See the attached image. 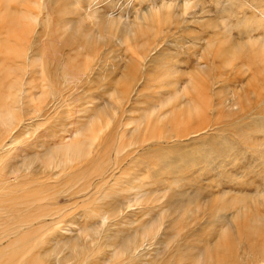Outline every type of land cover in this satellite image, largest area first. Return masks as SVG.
<instances>
[{
    "label": "rangeland",
    "instance_id": "rangeland-1",
    "mask_svg": "<svg viewBox=\"0 0 264 264\" xmlns=\"http://www.w3.org/2000/svg\"><path fill=\"white\" fill-rule=\"evenodd\" d=\"M46 1L3 0L0 5L1 25L12 12L19 13L18 30L11 29L13 40L8 27L0 28L1 53L10 48L1 44H13L27 20L38 19L32 32L29 26L23 30L25 44L16 38L18 50L10 53L14 61L19 60L18 51L32 54L28 60H37V66L35 78L18 74L15 85L7 82L4 87L0 173L15 170L20 178L16 185L1 184L0 178V199L8 191L9 198L21 197L22 191L46 185L60 205L70 206V193L86 180L92 184L89 196L97 188L89 204L68 207L71 215L52 230L23 229L16 236L6 233L13 222L0 221L3 264H33L34 259L40 264H115V252L151 225L154 231L143 233L145 241L134 260L118 264H264V257L252 252L264 239L246 235L255 217L264 229L262 27L246 42L260 47L255 79L247 73L242 81L215 84L211 90L217 79L199 74H215L212 53L217 47L209 46L208 35L220 29L204 27L208 20H216L214 26H230L235 39L236 46H221L222 70L236 73L252 66L249 47L237 44V38L248 36H241L236 23L245 17L263 18L264 0H189L186 14V0H48L51 16L57 10L63 15L42 35ZM151 9L162 19H151ZM169 11L173 18L183 16L178 25L168 23ZM136 21L141 24L137 29ZM43 63L55 74L54 83L43 77ZM178 78L177 86L186 87L193 102L177 98L186 105L175 115L169 111L161 116L155 108L176 99L174 88L167 93L164 83ZM191 79L195 87L207 84L205 92L187 86ZM207 117L211 122L203 131L177 141L157 140V132L175 134L176 120L195 124ZM103 171L106 181L99 182ZM31 211L27 213L42 212ZM228 235L238 254L235 263L225 245ZM208 254L212 259L206 261Z\"/></svg>",
    "mask_w": 264,
    "mask_h": 264
},
{
    "label": "bare ground",
    "instance_id": "bare-ground-1",
    "mask_svg": "<svg viewBox=\"0 0 264 264\" xmlns=\"http://www.w3.org/2000/svg\"><path fill=\"white\" fill-rule=\"evenodd\" d=\"M188 3L190 4L189 0H186L185 1V6L184 7L182 6L184 8V11H185V7H187L189 5ZM3 4H4L3 0H0V5H3ZM49 4H50V2L47 0L46 1V8L44 10L45 12H43V13L46 14V16L43 18V20H41V27L43 29L42 35L46 34V33H49V31L53 29L54 22L52 20H57L58 16L61 17L63 15L62 12H59V10H57L51 16L52 13H51V9L49 7ZM15 7H16V5H15ZM2 10H4V9H2ZM2 10H1V12H2ZM8 10H10V9L8 8ZM17 10L11 13L10 18L6 17L7 19L2 23L3 25H1V23H0V28H2V27H4V28L8 27L9 28V31H10L9 32V34H10L9 38L10 39L15 35V33L14 34L12 33L13 35L11 37V32H12L11 29H13L15 32L18 30V22H19L18 16H19V13L17 12ZM151 10H149V11L147 10L148 12H154V14H148L151 17V19H159V20L162 19V18H159L160 16L158 17V13L156 12L157 10L156 11L153 10V9H151ZM170 11H172V10H170ZM170 11L168 12V17H167L168 20L167 19H165V20H167L168 23H171V24L174 23L175 25H178V20H179V18L182 15L173 18V14L174 13L173 12L170 13ZM39 13H41V12H39ZM164 13H167V12L165 11ZM184 14H186V11L184 12ZM155 17H157V18H155ZM32 20L34 21V23L38 22L37 21L38 19H36V20L32 19ZM171 20H173V22H171ZM136 22H135V25H137L136 26V29H137V27H139L141 24H138V22L137 23ZM34 23L32 21L27 20V25H26L25 28H27V26H29L28 31L30 32L31 29L33 28ZM110 23L113 24V21L110 22ZM146 23H147V21H146ZM215 24H216V20H208V21L203 23L204 27H207V28L212 27L213 30L220 29V31L217 32L218 34L214 32V33L208 35V38H209L208 44H209V46L212 45V44H215L214 46L217 47V49L212 53L213 54V56H212V69L215 71V74L211 76V75H209L210 73L208 74V73H205L204 70H199V74L200 75L209 76L210 79H217V82L215 81V83L211 84V86L209 88L211 90H214L213 86L215 84H219V83L220 84H223V83L225 84V83H230L232 81L234 83V81L236 82L237 80L242 81L241 77L243 75H246L247 73H251V77L250 78L251 79H255L258 76L259 72H260V58H261V56H260V47L253 46V44L246 43V42L253 40L252 34L254 32L252 33V31H255V29L257 30V28L260 29L262 27V29L264 31V16H263V18H260V19L257 18V17H252V18H250L248 20L245 17L243 19H240L236 23V26L241 29L240 30L241 31L240 32L241 36H242V33L246 34L248 36V40H245V39L243 40V39H241L242 37L241 38H237V44H238V46L241 49H245V48L249 47L248 51H247V55L249 56V58L252 59V66L251 67L247 68V70H245L243 68H238V72H236V73H233V72L227 73L224 70H222L221 62H220L221 59L223 57H225V49L221 48V46L225 45V44L231 45V46L232 45L236 46V43H234L235 39L229 34V31H228L230 26H228L226 24L224 27H219L217 25L214 26ZM163 25H164V23H163ZM25 28L24 29H20V31H18V35L16 34V37L14 38V40H15L14 43L17 45L16 47H14L15 44L14 43L12 44V42H11V44H9L10 41H8V42H6L4 44H1L2 48L10 47L9 49H7L8 53H7L6 50H2V53L0 52V63L3 64V65H0V69H1L0 70V114L1 115L3 114L2 106H3V97H4L3 94H4L5 84L7 82H10L9 85H11L12 83L14 84L15 82L17 83V81H18L17 78H19V77H17L16 79H14V78L18 74L21 76V74L28 73L30 79H33V78L36 77L35 70H33V67H36L37 65L36 66H33V65L35 64V62H37V60L35 62H32V60H31V62H29V60H28V59H30L32 54L29 55L28 53H25V51H21L20 50L21 53H19V51H18L19 56L18 55L16 56L17 58L19 57V60H16V59H15V61L14 60H10V58H11L10 56H13V55H10V53L15 54V52H17V50H18V44L23 41L22 37L24 35L23 32L25 31ZM145 30L146 29L144 28L143 31H145ZM6 31H7V29H6ZM205 32L207 33L208 30H205ZM230 32H232V31L230 30ZM160 33H162V30L160 31ZM157 34L159 35V33H157ZM157 34H156V37H157ZM7 35H8V33H7ZM156 37H153V38L155 39ZM238 37H240V36H238ZM16 38H18V41L16 40ZM11 40H13V38ZM25 40L26 39L24 38V41L22 42V44H25V42H26ZM27 40H28V38H27ZM259 40L260 39L258 38V41ZM16 41L19 42V43L17 44ZM42 41H43V39L41 40V42ZM126 41H129V40H126ZM28 42H29V48H30V41H28ZM10 45H12V46H10ZM25 48H27V46H25ZM31 48L33 49V47H31ZM12 49H14L13 51H15V52H13ZM37 49H38L39 52L36 51L37 56H35V58L38 57V53H40L39 48H37ZM27 50H29V49L27 48ZM1 54H2V56H1ZM82 55H81V52H80L79 56H82ZM16 61H22V63L19 64V62H18V64H14V62H16ZM40 62H41V60H40ZM28 63L31 66H29ZM29 67L31 68V70L28 72V68ZM41 73L43 74L44 78H47L49 80L50 83H54L53 81L55 80L56 76H55V74L53 72H51L49 70V66H47V67L45 66L44 67V63L42 64ZM180 81H181L180 78H178V79H176V81L170 80V81H167L166 83H164L167 93H169V91H170L169 88L170 89H172V87L174 88L173 90H175V91H173V93L176 92V96H173V97L176 98V99H175V102H174V100L171 101V99H168L166 104L163 102V103H160V105H158L157 107L155 106L156 107L155 109L159 108V110H160L159 114H161V116L163 114H165L166 112L168 113L169 111H171L169 113H171L173 115H175V113L179 112L186 105V103H184L182 101L179 102V100H178L179 98H186L188 100V103H192L193 102V98L190 97L185 92V88L186 87L182 88L180 86H177L180 83ZM244 82L245 81H243V83ZM187 84H188L187 86H191V87H194V88L198 89L199 91H201V93L205 92V90H206L205 86L207 85V84H200L198 87H195L193 85L194 81L192 79L189 80V82ZM133 85L134 84H132V86ZM129 91L131 92V90H129ZM213 95H215V94H213ZM161 99H162V97H161ZM4 108H5V105H4ZM263 111H264V109H263ZM152 114H153V112L150 114V116H152ZM166 118H167V116L165 117V119ZM210 122H211V119L209 117H207L205 120H202L199 123L196 122L195 124H193L191 122V120H187L186 123L184 121H182V120H176L175 124L177 126L174 127V130L176 131L175 134L166 135L162 131H160V132H157L158 133L157 136H160V137H158L157 140H159V138H160L161 140L163 139L165 141H170V139L177 141V140L181 139L182 137H188L191 134L198 133L200 131L205 130L210 125ZM193 126H195V127H193ZM146 131H149V130L146 129L145 132ZM154 133H155V131H154ZM152 135H153V133H152ZM150 137L152 139L155 136L153 135V137L152 136H150ZM120 147H122L121 144H120L119 147L116 148L117 149L116 150L117 153H120V151H121ZM68 149H69L68 151H72L73 150L72 146H70ZM78 156H80V152H79ZM100 173H99V176H100ZM47 177H49V175ZM0 178L2 180L1 184L2 183H6V182H8V183L11 182V185H16L18 183V180H19L20 176L18 174H16L15 170H9L7 172L4 171V172L0 173ZM25 180H27V179L25 178ZM33 180H35V178ZM100 180L103 181V182L106 181V172L105 171H103L101 173V179H99V182H101ZM73 181H74V179H73ZM74 183H76V182H74ZM66 184H69V183L67 182ZM26 187H28V186H26ZM91 187H92V184L90 183V180L88 179V180L85 181V183L83 185L79 186L78 188L73 190V192L70 193V196H71L70 200H72L71 201L72 202L71 205L73 207H75V209H77L79 207H81V208L85 207L87 204L90 203L91 197L94 196L95 193H96L95 190L97 188V185L93 188V190H94L93 194L91 193V196H89V193L87 191ZM46 188H48L46 185H40L38 187H33V189H30V190H27V191H22V196L21 197L18 196L17 194H13V195H11L12 198H9V196H8L9 195V193H8L9 191L6 189L8 192H6L4 194V196H3L4 198L3 199H0V221L3 222V223H6V224L7 223L9 224L10 222L14 223L11 231L10 232H6V233H13V234H15L17 236V234H20L21 233L20 231H22L23 229L24 230H26V229L29 230V229L33 228L32 230H34V231L36 230L37 231V229L39 230V229L43 228L44 226H48L49 227L48 229L52 230V228H54V227L56 228V226L58 224H60L61 222L65 221L71 215V209L68 208L71 205L70 206L69 205H64V206L60 205L56 192H54V191L53 192H49ZM0 191H2V189ZM16 192H18V190H16ZM78 195H81V196L78 198V197H76ZM34 209L39 210V212H40V210H42V212H40V213L38 212L39 214L27 213L28 211L32 212L31 210H34ZM95 209H92L91 212L95 211ZM88 215L91 216V214H88ZM98 215H100V214H98ZM102 216L105 217L104 215H102ZM107 218H108V216H107ZM249 219H251V218H249ZM249 221L253 222V225L251 226L250 229L246 230V235L249 236V237H255V238L264 239V229L262 228V225H261V224H263V221L260 218H256V217L253 220H249ZM36 225L38 226L37 228L35 227ZM152 231H154V227L152 225L150 227H146V228H144V230L141 233L136 234V236L133 237L128 242L129 243L128 245H126V246L122 245L120 251L115 252L116 253L115 254V258L117 260V262L115 264H118L120 261L125 262L127 260V262H128V261H130L132 259L134 260L136 252L138 251V249L142 246L143 242L145 241V238H143V233H151ZM43 232H44V230H43ZM45 233H44L43 236L46 235ZM89 234L90 233L87 232L86 236H91ZM24 236L20 237L19 240H21ZM34 237H36V235ZM40 239H43V238H40ZM1 240H2V238H0V243L2 242ZM19 240H16V241H19ZM6 241H7V239H6ZM231 241H232L231 240V236L228 235L226 237L225 245H226L227 250L230 252V254L232 256L231 260L235 263L238 260L237 259V255L238 254L235 252V249L231 248V246H232L231 245ZM17 246H18V244H17ZM29 247H31V246H29ZM29 250H31V249H29ZM82 251H84V250H82ZM252 252L254 254V257H259V256L260 257H264V242H261V243L253 245L252 246ZM2 253H3V251L0 250V264H3L2 260H4V256L2 255ZM27 253L28 252H26V254ZM21 254H22V252H21ZM30 254L32 255L33 253H31V251H30ZM27 256H30V255H27ZM124 256H125V258H123ZM121 257H122V259H121ZM208 257H210V258H207L206 261L212 259L209 254H208ZM18 259H19V257H18ZM19 260H21V259H19ZM123 260H125V261H123ZM6 261H10L11 262V259L10 260H6ZM33 261H34L33 264H40L37 259H34Z\"/></svg>",
    "mask_w": 264,
    "mask_h": 264
}]
</instances>
